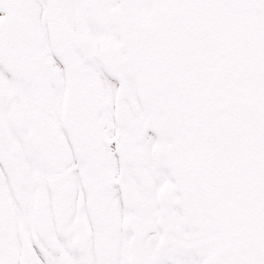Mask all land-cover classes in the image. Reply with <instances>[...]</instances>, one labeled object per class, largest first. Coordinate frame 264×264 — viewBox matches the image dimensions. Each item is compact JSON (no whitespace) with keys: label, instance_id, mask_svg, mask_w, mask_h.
Instances as JSON below:
<instances>
[{"label":"snow or ice","instance_id":"obj_1","mask_svg":"<svg viewBox=\"0 0 264 264\" xmlns=\"http://www.w3.org/2000/svg\"><path fill=\"white\" fill-rule=\"evenodd\" d=\"M0 264H264V0H0Z\"/></svg>","mask_w":264,"mask_h":264}]
</instances>
